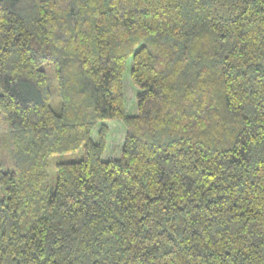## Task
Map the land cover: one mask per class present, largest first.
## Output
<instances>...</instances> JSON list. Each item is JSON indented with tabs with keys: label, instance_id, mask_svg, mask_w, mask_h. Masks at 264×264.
Wrapping results in <instances>:
<instances>
[{
	"label": "trees",
	"instance_id": "16d2710c",
	"mask_svg": "<svg viewBox=\"0 0 264 264\" xmlns=\"http://www.w3.org/2000/svg\"><path fill=\"white\" fill-rule=\"evenodd\" d=\"M0 113V264H264V0H0Z\"/></svg>",
	"mask_w": 264,
	"mask_h": 264
},
{
	"label": "rangeland",
	"instance_id": "374dc122",
	"mask_svg": "<svg viewBox=\"0 0 264 264\" xmlns=\"http://www.w3.org/2000/svg\"><path fill=\"white\" fill-rule=\"evenodd\" d=\"M125 87H126V97H127V110L129 113H134L136 111V88L134 87L129 74L127 73V77L125 78ZM0 128L4 127L5 121L4 116L0 113ZM107 125L110 129V134L108 137V146L106 152L104 154L105 159L116 158L121 154L123 141L125 138L126 129L121 122L118 120H109L107 121ZM96 138V132H95ZM2 152L6 158V167L8 168V146L6 143L2 144ZM83 156V152H75L64 155H55L50 159V174L51 177L55 175V166L58 162L61 161H72L80 159ZM54 181V180H53ZM52 181V182H53ZM3 196L2 190L0 189V197Z\"/></svg>",
	"mask_w": 264,
	"mask_h": 264
}]
</instances>
